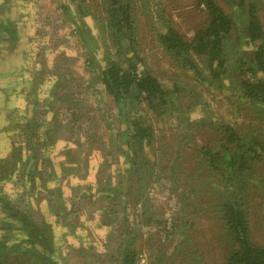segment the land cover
<instances>
[{
	"label": "rangeland",
	"instance_id": "obj_1",
	"mask_svg": "<svg viewBox=\"0 0 264 264\" xmlns=\"http://www.w3.org/2000/svg\"><path fill=\"white\" fill-rule=\"evenodd\" d=\"M248 1L254 3L264 28V0ZM63 2L16 0L14 6L24 23L20 47L5 57L0 68V196L42 227L40 233L51 247H40L51 257V264H120L122 251L130 243L140 251L135 264H152L160 248L166 260L177 261V254L171 256L170 252L179 238L163 231L178 211L172 210L176 200L171 186L159 178L145 186L140 196L123 148L128 135L125 130L119 132L112 100L98 83L101 58L107 51L110 56L113 53L108 50V38H99L100 21L92 15L100 11V3L90 2L84 9L68 0L70 13L61 7ZM162 3L184 33L190 34L203 20L194 0ZM219 4L234 17L228 5L222 0ZM134 6L138 8L135 49H142L137 55L165 81L168 66L156 55L155 47L154 31L160 22H149L148 9ZM148 6L152 10L157 5ZM73 19L83 25L84 35L78 33ZM237 32L235 24L230 38L234 53L239 52L233 41ZM248 48L246 44L240 50ZM191 77L190 73L183 79L190 83ZM196 89L210 113L225 123L236 122L240 128L253 116L264 118V113L251 114L255 107L243 106L240 92L229 85L219 88L201 83ZM258 106L264 110V103ZM168 120L162 123L166 128ZM109 183L116 191L111 198L100 194ZM254 211L251 216L263 215V210ZM44 221L47 227L41 225ZM251 229L264 242V222L253 217ZM213 230L211 222L195 218L186 231L187 241L177 248L180 257L188 258L190 248L196 247L199 256L190 264H220L221 251L212 239ZM12 237V233L0 231V240ZM31 249L26 241L16 242L6 254H0V264H42Z\"/></svg>",
	"mask_w": 264,
	"mask_h": 264
},
{
	"label": "trees",
	"instance_id": "obj_2",
	"mask_svg": "<svg viewBox=\"0 0 264 264\" xmlns=\"http://www.w3.org/2000/svg\"><path fill=\"white\" fill-rule=\"evenodd\" d=\"M72 1L84 9L90 2L100 3V11L92 15L100 21L99 38H108V50L113 53L110 56L107 51L105 58L100 57L97 79L112 100L119 132L125 130L128 135L123 148L137 191L142 196L144 187L160 178L171 186L176 200L172 210H178L177 216L173 214L168 229L163 227V231L179 238L170 252L171 256L177 254L179 261L166 260L160 248L152 264H190L198 258L196 247L190 248L188 258H181L177 249L187 241L186 231L195 218H204L214 226L212 239L221 251L220 264H264V242L253 236L251 229L253 217L264 222V118L253 116L246 121L245 117L240 128L236 122L225 123L210 113L196 89L201 83L219 88L229 85L240 92L243 106L255 107L251 114L264 113L258 106L264 103V28L255 15L254 3L222 0L233 10V17L219 0H194V8L204 17L188 34L167 13L162 0ZM155 4V9L148 8ZM134 5L148 9L149 22H160L154 31L155 47L156 55L168 66L165 81L137 55L142 49H135L134 15L138 8ZM14 6L16 0L0 2V58L3 52L17 46L21 37L24 20ZM61 7L71 13L68 0ZM72 22L84 35L83 25L74 19ZM235 24L239 29L233 36L237 53L230 44ZM246 44L249 48L242 52ZM92 53L98 61L95 50ZM190 73L191 82H185L183 77ZM167 117L166 128L162 123ZM41 144L45 147L44 137ZM115 192L110 184L100 194L111 198ZM252 202L256 204L253 209ZM255 209L263 210V215L251 216ZM151 218L149 214L147 221ZM41 225L47 227L45 221ZM41 228L11 200L0 196V231L13 235L0 240V254H6L16 242L26 241L32 247L30 252L41 257L42 264H51V257L42 249L51 244L43 239ZM139 252L132 243L128 244L120 264H135Z\"/></svg>",
	"mask_w": 264,
	"mask_h": 264
},
{
	"label": "crops",
	"instance_id": "obj_3",
	"mask_svg": "<svg viewBox=\"0 0 264 264\" xmlns=\"http://www.w3.org/2000/svg\"><path fill=\"white\" fill-rule=\"evenodd\" d=\"M19 42H20V39L18 40L16 47L13 46L11 50L2 53V56L0 58V65H1V67H2V63L4 62L5 57H8L9 56L8 54H10V53H13V52L15 53L16 50H17V48L20 47Z\"/></svg>",
	"mask_w": 264,
	"mask_h": 264
},
{
	"label": "built area",
	"instance_id": "obj_4",
	"mask_svg": "<svg viewBox=\"0 0 264 264\" xmlns=\"http://www.w3.org/2000/svg\"><path fill=\"white\" fill-rule=\"evenodd\" d=\"M170 222L167 223V228L169 227Z\"/></svg>",
	"mask_w": 264,
	"mask_h": 264
}]
</instances>
